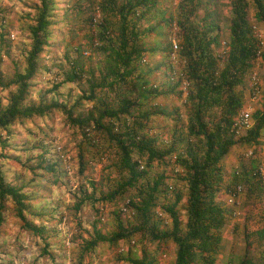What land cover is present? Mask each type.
I'll use <instances>...</instances> for the list:
<instances>
[{
	"label": "trees",
	"instance_id": "obj_1",
	"mask_svg": "<svg viewBox=\"0 0 264 264\" xmlns=\"http://www.w3.org/2000/svg\"><path fill=\"white\" fill-rule=\"evenodd\" d=\"M90 1L101 15L100 21L94 23L93 34L95 48L103 56L96 70L85 71L79 47L75 56L65 52L69 70L64 81L86 86L74 103L48 96L57 91L61 82L41 92L37 99L32 97L38 72L49 70L44 55L54 45V29L59 35L63 33L56 27L64 20L57 12V0H36L30 5L34 12L31 21L25 23L30 46L22 64L12 75L0 70V85L9 89L7 102H0V224L10 200L22 229L46 241L49 230L43 223V211L32 201L34 195L24 190V184L7 181L3 173L1 158L5 157L3 150L8 144L2 132L9 136V127L14 123L59 111L81 136L77 151L80 173L84 174L89 163L87 152L101 154L100 143L108 142L115 154L114 188L102 191L97 197L95 183L91 182V189L82 188L81 197L75 201L73 206L77 212L87 201H92L87 219L91 231H86V237L74 233L71 241L81 242L82 251L87 252L103 243L131 239L140 232L152 241H171L175 247L172 264H217L222 247L220 232L233 211L219 199L221 195L264 194L257 159L240 160L237 167L229 168V175L224 167V159L234 145L257 147L264 135V88L260 106L250 114L251 123L243 125L245 131L237 135L250 71L258 58L264 63V33L260 36L256 32L257 26L264 27V0H228L227 15L222 9V0H178L176 10L166 16L159 7L160 0ZM65 7L71 10L70 5ZM88 19L93 23L92 15ZM173 25L176 28L173 36L178 42L176 49L169 38ZM5 34L4 29L0 31L1 44L5 41L9 44ZM223 35L225 41H222ZM156 37L159 42H155ZM174 50L181 62V77L172 79L167 74L161 84L151 83L150 76L162 65L164 71H174L175 66L164 59L155 66L142 68L144 56L157 53L169 56ZM1 62L0 55V65ZM181 79L187 81L184 122L178 105L173 108L147 105L148 101L163 95L180 98ZM85 100L91 102L90 108L83 106ZM154 115L174 120L169 143L159 144L161 137L150 133L149 120ZM96 136L98 141L93 138ZM173 155L174 166L181 168L175 179L167 182L164 172L155 177L149 175L154 162L169 165L167 161ZM57 167L58 162L49 161L43 153L38 155L37 168L54 173ZM179 179L183 186L177 184ZM126 192L129 196L118 211L132 213L134 223L125 224L119 218L115 231H102L97 226L98 219L91 221L92 216L101 213L95 202L115 201ZM162 212L169 218L168 225H164ZM250 234L259 242L264 241V226ZM48 245L45 242V247ZM250 245L247 240L246 254L238 264H258V260L248 255ZM125 260L129 264L153 263L148 255H127Z\"/></svg>",
	"mask_w": 264,
	"mask_h": 264
},
{
	"label": "rangeland",
	"instance_id": "obj_2",
	"mask_svg": "<svg viewBox=\"0 0 264 264\" xmlns=\"http://www.w3.org/2000/svg\"><path fill=\"white\" fill-rule=\"evenodd\" d=\"M36 0H0V31L5 30V41L0 43V55L2 62L0 70L5 75H12L17 66L22 64L25 52L30 46V39L25 28V23L31 21L34 9L30 6ZM224 13L228 14L226 3L222 0ZM178 0H160L159 7L163 15H168L176 10ZM68 3V4H67ZM71 6V10L65 6ZM57 12L63 22L56 26L63 30L61 35L54 29L52 39L54 45L48 48L45 53V63L49 70L41 69L34 79L32 97L38 98L41 92L51 89L52 85L61 82L57 91L48 96L58 97L74 103L82 93L85 84L64 81L65 73L69 70L65 60V52L72 56L76 55L79 47L83 55L85 71L97 69L100 65L102 54L98 52L94 44V23L99 22L101 15L95 3L90 0H57ZM253 10L251 11L252 14ZM92 15L90 23L88 16ZM173 25L169 29V38L172 40L173 48L176 49V38ZM256 32L262 36L264 27L259 25ZM155 38V42L158 41ZM226 36H222V41ZM223 43V42H222ZM174 63V71L165 70V66L156 70L150 76V82L159 85L167 79V74L176 79L181 77V62L176 51L169 56H162L161 53L146 54L142 60L141 67L155 66L163 60ZM251 76L245 87V107L241 111L251 114L254 109L260 106L264 88V63L258 58L255 67L250 71ZM64 81V82H63ZM183 93L180 98L166 95L148 101L147 105H159L161 107H179L182 121L186 120L184 99L187 91V81L181 79L179 86ZM9 95V89L0 85V102L5 104ZM91 102L84 101L83 106L90 108ZM178 122L179 124L182 123ZM251 123V119L249 120ZM150 133L158 134L165 144L169 143L175 128V122L169 117L154 115L149 120ZM10 135L5 131L3 135L7 138V147L3 150L5 157L1 158V166L6 180L15 184H24V190L33 196L35 207L44 213V225L49 230L46 241L40 236L31 234L22 229L20 222L13 214V204L7 202L5 219L0 224V264H129L125 260L127 255L141 257L148 255L152 257V264H172L174 258V244L171 241H152L148 236L137 232L131 239L117 241L115 244H100L93 249L83 252L81 242L71 241L72 234L81 233L87 236V230L91 231V225L87 222L92 201H87L83 209L77 212L74 208L75 201L81 197L82 188L91 189V182L95 183L96 196L99 197L106 190L114 188L117 176L113 166L114 150L108 142L100 143L101 154L87 152L89 159L84 174L79 172V159L77 156L78 146L81 144V136L76 128L71 127L65 116L59 111H52L48 116L37 117L33 120L16 122L9 127ZM245 127L237 128V135L242 134ZM149 133V134H150ZM98 141V136L93 137ZM254 148L256 150L254 151ZM1 151V149H0ZM45 154L51 162H58L54 173L45 172L37 168L38 155ZM250 153V154H249ZM173 155L167 163L154 162L149 175L164 172L167 182L175 179V175L181 172V168L174 166ZM257 159L258 164L264 161V135L257 147H245L234 145L224 159L226 174L229 175L230 167H237L240 160ZM249 164H247L248 166ZM171 177V178H170ZM170 178V179H169ZM177 184L183 186V181L178 180ZM129 192L118 197L115 201L95 202L101 213L91 217V221L98 219L97 226L106 233L117 229V220L120 218L125 224H133L132 213H121L118 211L122 203L127 200ZM186 193H184V197ZM222 199L233 211L226 218L225 225L221 229L222 247L217 254V264H238L246 254V241L250 242L249 257L258 260V264L264 262V241L259 242L250 234L257 228L264 226V194L246 196L245 192L237 196H228L223 193ZM185 203V201H184ZM159 209V208H158ZM159 211H161L159 209ZM117 214L120 217L117 218ZM164 219V225L169 224L166 213H160ZM185 213L181 207L182 222ZM80 217V218H78ZM79 221L81 226L79 225ZM168 223V224H167ZM250 234V236H247ZM45 242L49 243L45 247ZM46 251H43V249Z\"/></svg>",
	"mask_w": 264,
	"mask_h": 264
},
{
	"label": "built area",
	"instance_id": "obj_3",
	"mask_svg": "<svg viewBox=\"0 0 264 264\" xmlns=\"http://www.w3.org/2000/svg\"><path fill=\"white\" fill-rule=\"evenodd\" d=\"M175 47H176V45H175ZM249 120H250V114L247 111H241L240 116H239V120H238L240 127H243V125L247 126L249 123ZM258 170H259V174L262 178V181L264 182V161L258 165ZM122 209H123V211H125L127 208L122 206Z\"/></svg>",
	"mask_w": 264,
	"mask_h": 264
}]
</instances>
